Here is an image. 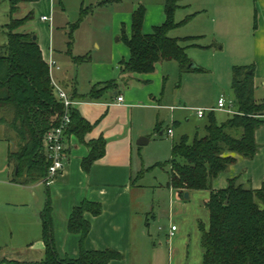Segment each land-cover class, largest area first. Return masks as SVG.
Masks as SVG:
<instances>
[{
	"label": "crops",
	"instance_id": "1",
	"mask_svg": "<svg viewBox=\"0 0 264 264\" xmlns=\"http://www.w3.org/2000/svg\"><path fill=\"white\" fill-rule=\"evenodd\" d=\"M6 2L8 4V0H0V5L1 3L6 5ZM37 2L39 0L19 3L13 17L21 18L30 11L34 12L35 9L37 12L36 6L39 5ZM55 2L62 7L61 0H47L48 10L46 11L48 13L38 15L39 20L47 22L49 27L47 38L39 33H37L38 36L35 35L46 62L50 59L55 60L56 55H59L53 44ZM183 2L177 10L183 9L185 13L179 17L177 22L182 21L188 15L192 16L187 22L171 30L172 36H194V41L204 39L206 34L211 35L212 39L222 36L217 50H227V57L222 63L224 73L231 77L233 66L251 65L255 100L264 102V0H183ZM164 4L165 0H136L129 11H114L111 40L107 39L102 43L94 41L92 46L82 43L76 54H71L72 45H68V48L70 47L67 50L70 56V59L68 57L69 66H72V69L84 65L89 68L86 87H79L77 75H69V70L54 78L53 70H60L57 63L59 68H50L53 83L68 93L73 99V107L91 125L82 137L74 133L66 134L65 165L50 184L46 185L41 180L28 184L11 181V166L7 163L9 143L5 125L0 124L2 132L0 143L6 146L3 162L0 163V173L7 171L3 179H0L2 186L0 195L3 203L12 205L21 215L30 216L28 225L24 224L23 228L16 233L17 237L24 238L29 245L13 253L23 254V258L32 256L33 259L30 260L43 258L45 245L42 240L41 212L48 201L51 207L52 239L56 252L60 258H76L79 255L80 236L70 232L67 224L73 207L85 199L98 202L101 210L96 215L90 212L84 213L85 219L90 222V230L84 240V247L88 250L110 248L119 251L122 257L108 264L202 263L200 227L208 225L209 214L206 202L210 191L185 190L188 192V198H185L184 193L180 195L177 189L168 184L170 191L168 219L171 222V217H175L177 223H170V228L166 233V248H164L165 245L161 243L159 234H157V241H153L152 244L148 243L152 237L151 222L148 217L152 213L153 204L146 199L145 186L140 182L143 178V159L138 154L140 155L141 146L151 140L149 135H146L148 129L143 122L155 127L156 123H159L156 110L167 108L173 118L174 111H184L189 106L180 103L177 105L159 103L162 91L158 87V79L160 77L161 81H164L163 75L128 74L121 71V60L129 57V49L120 38L121 27L123 26L125 33L130 35L132 12L139 5H143L145 13L142 32L150 33L153 26L161 24L165 19ZM6 9L7 20L2 23V28L9 19V4ZM41 16H47V19L43 20ZM74 23L66 25L69 29L68 34L71 36L70 43L74 42L72 33L77 28L71 29ZM181 28L184 30H178ZM17 31L32 33L27 22ZM61 33L67 34V31L62 30ZM114 36H116L115 39ZM196 43L198 45L189 46L186 51L202 48L211 51V56L216 57L217 52L213 41ZM93 48L104 53L95 61L92 59ZM228 54L231 56L230 59H228ZM76 56L87 58L76 62L73 60ZM162 62L157 63L156 66L160 67ZM194 64L200 66L197 63ZM206 66H200L202 70L193 71V73L207 71L215 75L218 73L219 67L214 63V59ZM113 79L117 81L115 89H108L99 98L87 96L92 85ZM72 95L75 97L73 98ZM119 95L123 97L121 102L117 101ZM220 96L224 95L221 93L216 97L215 106L211 107L213 112L215 109L219 110L216 103ZM235 111L234 106V109L228 112V117ZM175 122L174 118L173 123ZM157 132L162 134L165 130L160 126ZM254 135L260 146L258 152L251 158L232 153L236 158L235 161L212 181V189L225 187L227 180L237 175H241L242 182L248 187L255 189L261 186L264 181V123L255 130ZM141 137L147 139L140 145L137 142ZM98 138L104 140L103 154L86 170L82 165V160L90 150L88 142ZM194 197H201L198 207L201 210L196 211L192 216L190 200ZM33 199L37 205L31 209L29 203ZM160 217H165V213H161ZM172 225L176 226L175 230L171 229ZM10 258L17 259L14 255ZM144 258L148 261L144 263L138 261Z\"/></svg>",
	"mask_w": 264,
	"mask_h": 264
},
{
	"label": "trees",
	"instance_id": "2",
	"mask_svg": "<svg viewBox=\"0 0 264 264\" xmlns=\"http://www.w3.org/2000/svg\"><path fill=\"white\" fill-rule=\"evenodd\" d=\"M38 0H8V22L3 25L6 42L0 45V124L6 128L7 163L11 166V181L28 184L42 180L49 160L43 146V136L55 126L63 111V104L54 94L48 63L42 56L36 37L30 32L17 31L32 18L30 11L21 18L13 14L21 2ZM180 0H165V19L142 32L145 9L139 5L132 12L131 33L127 35L123 26L120 38L129 49V57L121 60V71L128 74L153 73L157 63L177 61L181 70L200 71L187 54V47L198 45L194 36L173 37L170 31L187 22L192 15L176 22L174 14ZM71 29H75L81 18ZM71 37V36H70ZM86 56H76L80 62ZM193 63L194 66H190ZM115 79L92 85L87 96L99 98L108 89H115ZM231 88L234 92L236 111L225 121L218 122L210 111L203 126L204 134L195 133L189 139L182 135L171 144L168 184L180 195L185 190H209L206 202L209 220L207 227L201 226V264H264V181L259 188H251L242 182L241 175L231 177L227 185L212 189V181L225 171L238 154L251 158L260 146L255 140V130L264 123V102L254 97L253 68L251 65L232 67ZM74 98L75 96L72 95ZM71 122L66 131L82 137L91 125L74 107L70 110ZM155 131L160 124L156 123ZM90 150L83 158L84 169L104 151V140L98 138L88 142ZM100 204L82 200L74 206L67 228L79 234V255L76 258H60L52 239L51 207L47 201L41 212L42 240L45 245L43 258L19 260L1 258L0 264H108L120 259L121 253L106 248L88 250L84 240L90 230V222L84 213L96 215Z\"/></svg>",
	"mask_w": 264,
	"mask_h": 264
},
{
	"label": "rangeland",
	"instance_id": "3",
	"mask_svg": "<svg viewBox=\"0 0 264 264\" xmlns=\"http://www.w3.org/2000/svg\"><path fill=\"white\" fill-rule=\"evenodd\" d=\"M61 2L62 7H60L57 2H55L54 5L53 27V44L59 54L56 55L55 62L60 66V70H53L52 75L56 78V76H61L64 71L69 70V75H77L78 86L86 87V78L89 68L84 67L86 65L78 67L77 69H72V66H69L68 57L70 59V56L68 55L67 50L70 47L68 48V45H72L70 49V52L72 51L71 54H76L81 48L82 43L92 46L94 41L102 43L107 39L111 40L114 11H129L136 0H61ZM182 3H184L183 0H180L179 4ZM2 4L3 3L0 5V45L6 42V34L3 31L4 28H2V23L7 20L6 6L8 5L7 2L5 3L6 5ZM37 4H39L36 6L37 12L36 9L32 12L33 16L27 21V24L34 36L39 33L42 37L47 38L49 33L48 23L39 20L38 16L41 13H48V11H46L48 10L47 0H39ZM84 10L85 12L83 13L79 25L72 33L74 42L70 43L71 38L68 34L69 29L66 25L78 21L81 12ZM184 13L185 11L183 9H178L176 11V15L174 16L176 22L180 19L179 17L184 15ZM62 27H64V29H62ZM62 30H66L67 34H62ZM178 30L184 29L181 28ZM172 34L173 32L170 31L169 35L172 36ZM115 38L116 36H114V39ZM221 39L222 36L212 39L211 35L206 34L204 39L201 38L198 41H195L201 44L213 41V45H215L217 52L216 57L211 56V51L202 48H194L193 50L187 51L191 62L197 63L202 67H207L206 65L214 59V63L219 67L216 75L209 71L193 73V71L181 70L178 62L174 60L163 61L160 67H155L153 72V74L160 76L163 75L165 78L164 81H161L160 77L158 79V87L160 88V91H162V98L159 103L162 105H177L180 103L189 106V108L184 111H174L173 118L171 117L170 110L167 108L156 110L161 129L165 130L162 134L155 131L154 127L150 126V124L148 125L145 121L143 122L147 125L145 126L146 129H148L146 130V135H149L151 139L150 142L141 146L140 155L138 154V156L143 159V178L140 182L145 186L146 199H149L153 204L152 213L148 217V220L151 222L152 235L148 242L149 244H152L153 241H157V234H159L161 237V243L165 245L164 248H166V233L170 228V223H177L175 217H171V222L168 219V208L170 206L168 181L171 144L179 141L182 135H187L191 141L196 132H198L199 135L204 134L203 126L206 122L207 115L213 110L211 107L215 106L216 97L219 94L222 93L227 101H231V109H215L214 115L216 120L218 122L225 121L228 118V112L234 109V92L230 86L231 77L226 76V73H224L225 69L222 66V63L225 62L224 59L227 57V50H220L221 52L217 50ZM93 49L94 52H92V59L94 61L103 56V51H99L95 48ZM228 55V59H230L231 56L230 54ZM151 80H153L152 77ZM198 110H204L205 114L203 118H198L196 116ZM174 118L176 120L175 123H173ZM168 127H171L173 130L171 136L166 133ZM1 133L2 132L0 131V134ZM5 151L6 146L4 143H0V163L3 162ZM6 172L7 171L0 173V179H3ZM1 188L2 186L0 185V189ZM200 200L201 197H194L190 200L192 203V205H190L192 210L190 214H192V216L196 211L199 212L201 210L198 208ZM33 201H30L29 203L31 209L35 208V205H37L35 199H33ZM15 209L12 205H6L3 203V198L0 195V259L5 257L9 258L14 255L19 260H30L33 259L31 258L32 256L23 258V254L19 255L13 253L15 250L19 251L29 245V242L25 241L24 238L17 237L16 233L23 228L24 224L28 225L30 216H25V214L21 215L18 211H15ZM161 213H165V217H160ZM190 214L189 216L192 218ZM138 261L144 263L148 260L147 258H144L143 260Z\"/></svg>",
	"mask_w": 264,
	"mask_h": 264
},
{
	"label": "built area",
	"instance_id": "4",
	"mask_svg": "<svg viewBox=\"0 0 264 264\" xmlns=\"http://www.w3.org/2000/svg\"><path fill=\"white\" fill-rule=\"evenodd\" d=\"M41 19H47V16H41ZM49 68L59 66L56 64L55 60L50 59L48 62ZM53 83V81H52ZM53 88L55 96L63 104V111L59 118L58 123L48 129L43 136V146L49 160V165L47 167L46 175L41 180L44 184L48 185L53 181V178L64 168L65 160L67 158L66 154V131L71 122L70 110L73 107V99L68 95V93L58 85L53 83ZM123 97L121 95L117 96V101L121 102ZM217 108H227L230 109L231 102L227 101L224 96H220L217 100ZM204 110H198L197 116L203 117ZM172 128L168 127L166 133L172 135ZM176 226L172 225L171 229L175 230Z\"/></svg>",
	"mask_w": 264,
	"mask_h": 264
},
{
	"label": "water",
	"instance_id": "5",
	"mask_svg": "<svg viewBox=\"0 0 264 264\" xmlns=\"http://www.w3.org/2000/svg\"><path fill=\"white\" fill-rule=\"evenodd\" d=\"M190 66H192V67H193V66H194V64H193V63H191V64H190ZM145 139H147V138H143V137H141V138L138 140V142H137V143L141 145V144H143V143H144V140H145ZM184 196H185V198H188V192H187V191H185V192H184Z\"/></svg>",
	"mask_w": 264,
	"mask_h": 264
}]
</instances>
